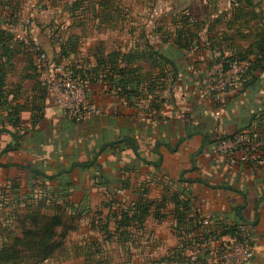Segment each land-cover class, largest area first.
<instances>
[{
	"label": "crops",
	"instance_id": "crops-1",
	"mask_svg": "<svg viewBox=\"0 0 264 264\" xmlns=\"http://www.w3.org/2000/svg\"><path fill=\"white\" fill-rule=\"evenodd\" d=\"M10 1L0 0L1 29L12 19ZM38 1L54 6L63 2ZM33 35L50 60L59 58L65 65L79 61L89 78L96 80L88 83L85 94L100 114L90 121H69L48 95L41 98L32 47H17L10 59L0 51V94L5 97L0 101V224L7 218L8 223L14 222L11 212L15 209L43 203V210L52 211L60 204L59 208L80 216L91 209L107 211L117 227L123 213L144 194L151 212L144 229L147 225L159 228L172 242L162 257L184 238L196 235L177 231L179 222L195 226L207 218L214 229L238 225L249 232L255 249L252 263L264 264V172L247 162L233 166L227 156L214 150L220 139L246 129L254 116L264 113V73L256 74L258 80L244 93H231L217 122L215 108L200 90L189 57L175 48L180 56L174 58V71L169 69L172 72L159 79L151 94L145 83L137 100L122 96L112 82H103L105 75L94 70L100 48L106 55L127 54L139 43L111 52L98 46L79 58L76 32L59 36L56 42L50 35ZM71 39L77 46L64 56L62 48H68ZM161 44L154 47L168 48ZM137 66L140 74L151 70L144 61L133 67ZM125 67L120 60L118 68ZM155 77H160L158 68ZM113 78L120 79L117 74ZM9 105L24 108L14 115ZM34 106L42 109L37 123ZM134 227L143 228L134 225L129 231ZM191 254L188 250L187 255Z\"/></svg>",
	"mask_w": 264,
	"mask_h": 264
},
{
	"label": "rangeland",
	"instance_id": "rangeland-1",
	"mask_svg": "<svg viewBox=\"0 0 264 264\" xmlns=\"http://www.w3.org/2000/svg\"><path fill=\"white\" fill-rule=\"evenodd\" d=\"M86 1L85 10L71 15L68 10L73 0H63L58 6H54L51 2L26 0L22 8V16L17 23L11 25L12 20H10L8 24L26 30L27 34H24L26 39L20 42L21 45L34 46L39 49L40 43L33 39V33L43 36L50 35L56 42L59 36L66 37L68 32H76L81 44L80 55L77 57L81 58L87 55L90 48L95 49L98 46L103 47L107 52L114 51V49L121 51L122 48L136 43L145 45L149 42L153 46H158L162 43L166 32H172L174 26H186L185 23L188 22L195 30L194 22L186 16L192 14V17L196 18L194 15H197L201 23L207 25V36L214 38L211 39L204 35L205 47L196 48L195 46L187 57L191 62V69L197 76L200 90L208 96L213 108L217 105L221 110V117L217 122L222 118L231 93L241 91L239 78L243 74L235 70L233 73L218 75V68L222 69L223 64L226 63L220 58L221 50H225L226 58L234 50L242 53L249 42L247 38L236 35L239 23L237 19L235 23L233 22L232 12L235 8L250 12L245 17L238 18L242 28L250 26V29L257 26L264 28V0H252V5L239 2L235 4V0H111L114 6L121 11V14L114 17L111 22H106L103 17L99 18L98 15L89 12L88 9L93 7L92 4H95L96 9H100L98 0ZM171 43L172 41L169 44ZM173 50L174 48L171 47V51ZM59 64L69 69L81 65L79 61L71 65H65L63 62ZM18 67H22L21 62ZM36 73L41 82V73L37 68ZM84 86L86 90V84ZM218 96L219 99H217ZM55 208L53 207L52 211L41 209L43 213H39L40 215L30 216H37L36 219L43 221L41 214L51 215L56 212ZM59 209L63 225L56 228L55 243L63 244L60 250L43 260L36 251L20 246L17 247V255L11 262L0 264H155L172 243L171 240H167L166 236L164 238L159 228L148 225L145 229L141 228L142 230L138 227L131 228L133 238L127 242L121 240L117 242L121 232L117 229L115 222L109 219L110 213L107 211L98 213V209L90 208L89 213L80 216L70 209L66 210L63 207ZM26 214V206L21 210L15 209L11 212V215L15 217L14 222L8 223L7 218L5 224H0V245L4 243L11 247L15 238L22 237L25 232L35 229L34 220L32 221ZM92 216L98 219L91 221ZM241 231L247 238L244 243L250 245L249 240L252 241V239L249 232L245 229ZM226 244L229 247L234 246L233 242H226ZM216 245L217 242H214L211 246ZM250 247L255 255L254 247ZM199 248L198 253L203 254L202 246ZM245 250L246 248L237 246L234 259L238 260V264H253L254 258L250 261L243 260ZM194 252L197 253V251ZM208 257L212 263H217L210 255Z\"/></svg>",
	"mask_w": 264,
	"mask_h": 264
},
{
	"label": "trees",
	"instance_id": "trees-1",
	"mask_svg": "<svg viewBox=\"0 0 264 264\" xmlns=\"http://www.w3.org/2000/svg\"><path fill=\"white\" fill-rule=\"evenodd\" d=\"M25 0H11L7 7L12 11L10 17L11 25L16 24V15L21 10V6ZM60 1L61 0H57ZM73 4L68 10L71 15L77 14L79 11L85 10L84 6L87 1L86 0H73ZM237 4L244 3L245 5H252V0H235ZM54 2V1H52ZM55 3V2H54ZM100 9L95 8V4H92L93 7L89 8V12L98 15L99 18H104L106 22H111L112 19L119 14L121 11L118 10L111 0H98ZM191 13H193L191 11ZM250 12H245V10H241L239 8H235L232 12L233 22L237 19L239 26L236 35H239L242 38H247L249 40L248 45L245 47L242 53L234 50L230 52V55L225 58V50H221V56L223 61L226 63L223 64V70L228 71L230 69V65L233 63L243 64L246 66L244 68L243 78L240 79L241 82V91L240 93H244L247 89L254 84L258 77L256 74L261 75L264 73V28L254 27L250 29V27H246L245 29L240 26V19L245 17V15ZM196 18L192 17V14L189 16L187 14L186 17L191 19L196 29H192L188 22H186V26H174V30L171 32H166V36L162 39L161 45H167L168 48H161L157 50L153 45L147 42L143 45V48L136 46L127 54L121 52H113L110 54H104L103 49L100 48L99 52L95 54L96 62H97V71L105 75L103 79L104 83L112 82L118 89H120V94L127 98L135 97L137 100L140 99L142 95V87H144L145 83L147 84V89L149 94H151L152 89L156 87L157 82L161 77L167 78L168 73L176 68L174 58L180 56L178 53L171 51V47L175 48L177 51H181L184 54H188L192 52L195 48H200L202 46L205 47L204 35H208L207 25L206 23L202 24L199 17L194 15ZM102 21V19H100ZM199 23V24H198ZM8 24L6 29L0 28V51L3 56L10 59L12 55V51L17 47L22 48L23 45L20 42L14 41L13 37L9 34L8 28L11 27ZM211 39L214 37L207 36ZM170 41H172L171 44ZM204 41V42H203ZM207 42V41H206ZM220 45V44H219ZM77 44L74 39H71L68 44V48H62V54L66 56L68 52H73L76 48ZM214 45L212 44V49ZM224 58V59H223ZM126 64L125 68H118L119 61ZM221 60V61H222ZM140 61H144L151 66V70L148 73L140 74V66L134 68L133 66ZM56 63H61V59L57 58L54 60ZM78 67V69H77ZM77 67L73 66L76 74L79 75L80 79L88 85V83H93L96 80L90 79L88 71L84 69L82 65H78ZM160 70V77H155L156 69ZM129 70V71H128ZM114 74H117L120 79L115 80L113 78ZM98 75V74H97ZM3 84V79L0 81ZM39 94L42 96L41 98L47 95L45 88L42 86L41 82L38 83ZM5 97L0 94V101ZM5 104H8L7 100H4ZM14 115H18L23 106L12 107ZM214 108H218L215 105ZM33 110L35 112L34 119L37 123L42 117L39 114L42 109L40 107L34 106ZM264 113L261 115H256L252 119L251 124L244 130H241L235 133L233 136H229L228 138H222L223 140H234V138L241 134L244 131H250V137L254 141L257 146V150L260 154L264 155V148L261 146V141H264ZM110 146V145H107ZM106 147V146H104ZM103 147V148H104ZM248 164L253 165L252 162H247ZM257 168V167H256ZM36 175L39 176V172H35ZM27 216L34 220L35 229L31 231H27L23 234L22 237H17L13 241V245L8 247L6 244H1L0 246V263H9L14 257L17 255V247L24 246L26 248H30L33 251H36L41 259L46 260L58 250L63 247L61 243H55V237L57 236L56 228L63 225V222L60 218V209L55 208L56 212L51 215H42L43 221L36 219L37 216L30 215H40L41 209L46 208L43 203H39L37 207H33L32 204L27 205ZM151 214L150 212V204L146 200L144 194L139 195V199L134 205L125 213H123L121 222L118 223L117 229H124L122 233H120L119 239L122 242L129 241L132 238L131 232L129 231L130 227L134 225H139L143 227L144 220L147 216ZM203 219L199 220L195 226L192 224L191 226H184L181 222L177 224L176 230L182 231L185 233L196 234L192 239L186 240L184 238L181 240L178 246H176L171 252H169L168 256L159 258L155 264H215L209 263L208 254L198 253L200 251V245L203 243L204 239L208 240L211 238H216L217 240H221L223 238H227L230 240H235L236 242L243 243L247 238L243 236V232L241 231V227L238 225L232 226H219L217 229L213 227H202L199 222ZM209 220V219H208ZM41 221V222H40ZM210 224L211 221L209 220ZM185 227V228H184ZM250 246H253V241H250ZM190 250L192 254L196 255H187V251ZM194 251H197L194 252ZM219 264V263H216Z\"/></svg>",
	"mask_w": 264,
	"mask_h": 264
},
{
	"label": "built area",
	"instance_id": "built-area-1",
	"mask_svg": "<svg viewBox=\"0 0 264 264\" xmlns=\"http://www.w3.org/2000/svg\"><path fill=\"white\" fill-rule=\"evenodd\" d=\"M9 34L16 42L25 41L27 34L26 30H22L18 26H11L8 28ZM25 34V35H24ZM35 54L33 65L41 73V84L45 88L50 100L57 106L62 114L72 122H85L90 121L93 117L100 114V110L93 104L89 103L85 95V84L76 74L74 69L64 67V65L56 63L48 58V56L37 47H32ZM246 64L233 63L230 65L228 71L223 68H218L219 74L233 73L235 70L243 72ZM242 76L239 78H243ZM217 95V94H216ZM219 99V96L217 97ZM214 117L218 121L221 117V110L219 108L214 111ZM214 150L221 156H227L231 165L237 162H252L253 165L264 172V155L260 154L257 146L250 137V131H244L238 134L234 140L220 139L215 145ZM202 227L210 225L209 220L203 219L199 222ZM244 238L246 237L243 233ZM217 242L215 247L212 243ZM226 242L234 243L235 248H246L243 256L244 261H250L254 258V252L249 243H239L235 240L223 238L220 241L216 238L204 239L202 251L210 255L219 264H238V260L234 259L235 248L228 246ZM200 246V247H201ZM228 247V249L226 248Z\"/></svg>",
	"mask_w": 264,
	"mask_h": 264
}]
</instances>
